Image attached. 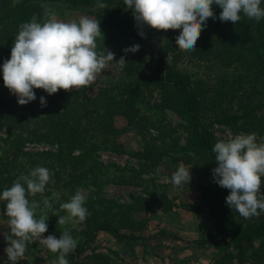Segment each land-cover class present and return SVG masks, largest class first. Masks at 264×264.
I'll use <instances>...</instances> for the list:
<instances>
[{
    "label": "rangeland",
    "instance_id": "rangeland-1",
    "mask_svg": "<svg viewBox=\"0 0 264 264\" xmlns=\"http://www.w3.org/2000/svg\"><path fill=\"white\" fill-rule=\"evenodd\" d=\"M104 4L107 8L96 5L88 11L57 2L53 9L57 19L63 22L78 21L82 16L99 20L102 35L96 40V51L106 55L108 50L115 54L114 62H108L90 86L66 91L68 94L79 92L76 101L87 102V107L79 108V115L87 127L90 126L82 113L89 110L91 125H95V118L99 119L96 111L103 109L104 113L107 107H113L105 96L115 92L114 86L127 79L142 80L155 75V51L164 42L161 31L148 27L143 28V38L138 35L139 29L131 9L125 8L124 0H110ZM225 24L219 15L215 20L208 18L196 41V50L179 49L171 57L170 66L191 75L203 99L202 121L210 124L216 142L255 133L257 143H261L264 142L261 139L264 138V81L257 74V61L248 62L244 55L238 56L234 49L236 40L223 38ZM245 41L249 43V39ZM133 45L140 47L135 53L128 52L136 56L135 70L128 75L114 65L124 56L122 50ZM0 98L8 100L16 113H35L23 122L10 120L12 127L6 126L0 118V186L11 187L21 174L27 175L36 167L49 169L52 176L45 191L28 197L30 202L35 200L40 204L36 218L48 217L47 231L42 237L54 235L59 238L68 230L78 245L84 242L85 221L60 225L57 224L58 217L53 215L59 205L68 202L77 191L85 196L84 207L89 214L101 213L103 219L113 216L114 226L137 236L118 239L106 231H99L80 257H74L69 264H213L220 253L215 239L201 244L191 240L203 238L216 222L210 208L215 189L207 185L208 178L200 171L198 158L190 152L179 151V146L185 143V121L174 108L164 106L157 90L150 92L141 88L138 110L131 118L134 122L139 121L137 128L128 124L129 116L115 114L111 123L117 127V133L103 135L97 127L89 131L93 134L86 136L89 142L83 141L82 146L73 150L60 149L59 143L45 134L48 124L37 122L42 110H24L33 101L18 105L17 97L4 85H0ZM252 106H257L252 116L240 120L233 128L213 122L218 113H241ZM72 151L82 156L69 160ZM181 164L189 168L191 179L188 184L176 187L170 183L171 176ZM261 181V193L264 194V177ZM204 186L208 187L205 192ZM227 191L229 194L230 190ZM53 193L58 198H52ZM45 197L51 198V208L44 209L42 201ZM4 203L0 201V264L7 261L4 232L8 231V225L2 215ZM128 205L131 207H126ZM233 211L240 227L264 225V212L245 219L235 209ZM59 215H66V212L60 211ZM161 231L165 234L157 235ZM58 255L38 241L27 242L26 251L17 264H53ZM233 264L237 263L234 261ZM241 264L254 263L248 259Z\"/></svg>",
    "mask_w": 264,
    "mask_h": 264
},
{
    "label": "clouds",
    "instance_id": "clouds-1",
    "mask_svg": "<svg viewBox=\"0 0 264 264\" xmlns=\"http://www.w3.org/2000/svg\"><path fill=\"white\" fill-rule=\"evenodd\" d=\"M126 9H131L133 19L144 37L143 28L157 31L177 30L176 46L182 51H194L200 33L207 19H216L212 5L221 9V22L241 20V14L256 21L264 18L261 0H124ZM44 8L43 22H37L33 14L30 22L19 25L18 34L11 47L10 58L0 66L4 86L17 97L18 105H26L36 99L33 89H42L48 95L58 90L70 91L90 86L108 62H114L115 54L106 50V55L98 53L96 40L102 35L99 20L82 16L78 21L63 22L48 5ZM104 9L107 5L100 3ZM139 45L125 48L124 53H135ZM171 54L167 55V61ZM126 60L121 56L115 64L121 68ZM41 107L46 100L40 97ZM264 140V138H261ZM217 166L212 169L214 182L226 188L225 198L231 210L249 219L264 212V194L261 193V178L264 177V142L257 143L255 133L239 134L227 141H217L212 148ZM52 173L45 167H36L27 175L21 174L12 186L0 193V201L5 202L2 215L6 217L8 231L4 232L7 247L4 249L5 264H17L23 257L27 242H39L48 251L58 253L53 264H69L66 256L77 247L68 230L57 238L54 235L42 237L47 231V216L36 218L40 204L29 201V196L42 194ZM189 168L180 165L171 176L173 186L190 182ZM52 198H58L56 193ZM49 197L42 201L44 209L51 208ZM85 196L77 191L68 202L61 203L53 214L57 224H79L86 220L89 212ZM44 209H41L43 211ZM60 211L66 215H59Z\"/></svg>",
    "mask_w": 264,
    "mask_h": 264
},
{
    "label": "trees",
    "instance_id": "trees-1",
    "mask_svg": "<svg viewBox=\"0 0 264 264\" xmlns=\"http://www.w3.org/2000/svg\"><path fill=\"white\" fill-rule=\"evenodd\" d=\"M110 0H0V66L4 61L10 58L11 47L18 34L19 25L24 22H30L33 14L37 15V22H43L44 8L41 5H48L52 9L56 3H66L69 8L91 10L100 3H107ZM261 8H264V0H261ZM212 10L218 17L221 9L218 5L213 4ZM223 38H232L234 41L235 53L238 56L244 55L246 61H257V74L264 81V18L259 21L249 19L241 14V20L236 23L227 21L224 25ZM164 42L155 51V75L146 77L142 80L127 79L122 84H117L112 89L115 92L106 93L109 103L113 105V109L107 107L103 113V109L97 112L99 119H96V124L91 125L89 110L82 114L86 117V122L91 127L84 125L82 117L79 115V108L87 107L86 101H76L79 92L71 94L64 90H58L52 95H48L42 89H33L36 99L33 100L31 106L26 107L25 111L42 110V115L37 117V122L44 125L48 124L45 134H49L51 139L59 143L60 149L73 150L82 146V142H89L86 137L88 134H93L92 130L99 128L98 132L103 135L115 134L118 131L117 127L111 122L115 114L129 116L128 124H132L133 128L139 126V121L134 122L132 116L137 113V102L141 88H147L150 92L153 89L158 91L160 101L165 102L166 108H174L181 119L185 121L186 137L185 143L179 146V151L190 152L201 162L200 171L204 178H208L207 185L215 189L213 196L212 211L216 222L209 229L203 238L191 240L195 243H210L215 239L216 245L220 248V253L216 256L213 264H241L250 259L254 264H264V225H247L240 227L236 223L235 212L226 204L225 198L228 191L226 188L220 187L214 182L212 169L217 164L215 161V153L212 152L216 140L210 128V124H205L202 121L203 116V99L194 85L192 77L187 72L173 69L170 66V61L166 62L167 55L171 57L176 54L179 48L175 44V38L179 35L180 29L177 30H161ZM249 39L246 42L245 40ZM255 47V49H254ZM253 48V50H251ZM260 50V53L257 51ZM135 54H124L126 60L125 65L121 68L115 64L117 68L126 71L128 75L133 74L134 62L136 61ZM0 85H4L2 72H0ZM111 89V88H110ZM40 97L46 100V107H41ZM89 97H87L88 99ZM95 98V96H93ZM0 98V118L6 126L12 127L13 122H23L31 119L35 113L22 115L16 113L12 104L8 100ZM104 101H102L103 103ZM99 105V102H97ZM101 103V104H102ZM257 106L247 107L241 113L237 112H221L218 113L213 122L235 127L240 120L251 117ZM33 114V115H32ZM241 124L243 121L240 122ZM239 124V123H238ZM82 154L77 151H72L68 159L76 160ZM208 188L204 186L202 189ZM5 190L0 186V193ZM128 208L131 205L126 206ZM98 212H92L85 220L87 231L85 233L84 242L81 245L77 244V251H72L66 256L68 262L74 257H80L85 246L93 240L99 231H106L118 239L136 238L137 236L131 233L122 232L119 226L113 225V216L102 218L103 214L96 215ZM161 231L157 235H164ZM250 251V255H248ZM102 258L103 256L100 255Z\"/></svg>",
    "mask_w": 264,
    "mask_h": 264
}]
</instances>
